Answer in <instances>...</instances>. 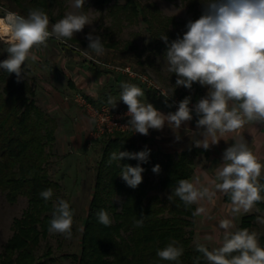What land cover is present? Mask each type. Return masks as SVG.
I'll return each instance as SVG.
<instances>
[{"label": "clouds", "instance_id": "1", "mask_svg": "<svg viewBox=\"0 0 264 264\" xmlns=\"http://www.w3.org/2000/svg\"><path fill=\"white\" fill-rule=\"evenodd\" d=\"M203 5L198 19L188 20L186 31L169 43L168 36L160 39L166 44L164 61L166 71L176 75L175 87L191 90L194 83L207 88L205 96L190 107L192 97L186 96L179 102L178 110L167 115L158 111L151 103H146L144 90L136 84L123 83L119 100L127 105L129 117L125 128L147 136L149 129L160 131L167 122L180 141L181 124L191 121L193 110L198 117V133L185 129L192 137L195 147L209 149L217 145L227 134L235 133V140L223 152V163L215 170V177L206 186L200 177L190 181L181 179L172 195L178 197L185 206L197 204L192 213L194 217L205 216L208 209L202 202H214L217 192L230 197L229 211L232 216L260 209L256 205L264 201V164L249 147L248 141L240 134L246 124L264 125V0H200ZM85 0H73L72 7L82 9ZM0 17V43L6 45L4 51L8 58L0 61V69L14 73L17 80L22 78L26 61L38 59L34 50L47 47L50 38L68 44V41L85 26L91 25L89 16L84 12H67L62 19L50 24L49 16L40 8H30L27 15L3 10ZM90 32L87 34L86 50L75 49L89 59L105 54L102 37ZM71 47V45H68ZM166 98L167 93H161ZM107 103L116 107L117 100L109 96ZM89 123L94 124L92 119ZM199 135L202 139H196ZM224 140V139H223ZM150 150L130 153L113 152L110 162L122 158L147 162ZM154 173L160 172V165L153 167ZM144 169L139 166L124 165L120 176L126 185L135 189L142 182ZM208 180L207 172L203 173ZM40 196L47 202L52 199L51 188ZM74 211L68 201L57 198L53 203L52 218L48 232L60 234L65 239L72 237ZM99 223L110 226L112 220L108 212L101 209L97 213ZM264 224V215L257 217ZM144 226V217L136 219L133 227ZM224 230L222 245L209 250L204 244L197 243L196 249L203 254L208 264H264V247H261L256 232L248 229L232 231L231 219L219 221ZM204 239L211 241V235ZM235 253V254H234ZM183 254V248L172 241L156 255L163 261L177 262ZM199 257H197V262Z\"/></svg>", "mask_w": 264, "mask_h": 264}, {"label": "trees", "instance_id": "2", "mask_svg": "<svg viewBox=\"0 0 264 264\" xmlns=\"http://www.w3.org/2000/svg\"><path fill=\"white\" fill-rule=\"evenodd\" d=\"M90 1L93 5L106 9L118 28L124 23L143 22L152 37L151 42L147 44L149 52L162 56L167 46L160 37L167 35L169 43L178 36L182 38L184 32L179 26L185 27L188 20L198 19L203 10L200 0H183L190 17L176 20L172 16L164 15L151 1ZM7 2L10 4L8 10L25 16L30 8L43 9L51 22H55L65 9V0ZM96 34L102 37L104 46H116L110 30ZM71 41L78 39L73 38ZM81 42L88 46L85 40ZM137 54L140 56L141 53ZM137 62L142 64L139 60ZM92 65L95 68L94 63ZM104 72L113 76L110 81L112 85L123 84L125 75L120 74V77H117V74L113 75L111 70L106 69ZM130 81L129 84H136L144 92L154 93L153 89H147L136 79ZM198 95L194 92L186 96H191L192 101H196ZM86 98L95 106L105 101L100 99L98 102L88 96ZM54 122L47 109L36 103L34 90L26 79L21 78L18 82L14 73L9 74L3 69L0 71V191L9 203H14L18 197H24L27 203L21 215L13 219L12 233L0 252V264L55 262L50 246L39 252L41 241L49 234L53 203L58 198L59 184L50 177L47 170L54 143ZM144 150H150L146 163L127 157L118 162H110L113 152L138 153ZM206 153L207 150L195 146L177 152H166L139 144L128 132L116 131L103 138L89 206L80 229L79 251L66 256L70 257L74 264H177L163 261L156 255L158 249L176 241L177 246L183 248L179 264H208L194 243L196 217L192 213L196 209L195 205L185 206L175 196L171 200L168 199L179 180H190L195 157ZM138 164L144 169L143 179L141 184L133 189L122 180L120 172L124 165L135 167ZM157 164L160 165V172L154 180L150 173ZM261 183H264V178ZM49 188L53 191V197L46 202L40 193ZM116 197H119L118 202ZM223 198L230 200L226 194ZM256 208L260 211L242 214L233 231L248 229L252 232L255 219L264 215V201L258 203ZM101 209L108 212L112 220L110 226L99 223L97 213ZM141 216L144 217V226L133 227L134 221ZM258 241L260 246L264 247V234L258 235Z\"/></svg>", "mask_w": 264, "mask_h": 264}, {"label": "rangeland", "instance_id": "3", "mask_svg": "<svg viewBox=\"0 0 264 264\" xmlns=\"http://www.w3.org/2000/svg\"><path fill=\"white\" fill-rule=\"evenodd\" d=\"M140 1L142 3H147L149 1L154 2L164 15L172 16L176 20H184L190 17V13L187 11L186 4L183 0ZM72 4L73 0H65V9L62 12V15L55 19V22L62 19L67 12L82 11L89 16L92 24L85 26L82 32L77 33L75 37H73L77 38L78 41L70 40L68 41V44H64L55 40V38H50L47 41L46 48L41 47L38 50H34L38 59L34 62L28 60L23 66L22 78L26 79L32 86L34 90V99L41 108L47 109L43 98H46L48 95L55 100V104L59 105V102H62L74 112L83 109V107L72 99V96L80 94L85 97H90V94L86 93L87 90L85 91V88L83 87L85 84L92 86L93 90L99 89L96 95L98 98L95 99V97H91L92 99H95L98 102L103 99L105 101H102V103L108 104L107 100L109 96H111L117 100L116 107L121 106L120 103L118 104V96L122 84L117 85L114 83L112 85L111 83L106 82L107 73L104 72L105 66L100 64L101 62L114 65L128 64L136 72L144 73L157 86L164 89L168 95L171 97H177L180 101H182L187 94H192L194 92L199 94L198 83H194L191 90L182 86L178 88L175 87L177 77L174 73L171 74L166 71L164 56L153 55L148 50L147 44L151 42L152 37L146 30L143 22L139 21L138 23L133 24L124 23L118 28L114 23V19L107 13L106 9L93 5L90 0H85V5L82 9H75L72 7ZM9 6L10 4L7 0H0L1 17L4 15L3 10H8L7 8ZM200 7L203 9V5H200ZM55 22L50 21V24H54ZM179 29L182 32H185L186 27L179 26ZM93 30H95L93 34L110 30L116 46H104L105 54L103 56H95L94 53H91L92 58L89 59L84 56L82 52H78L75 49H87V45L83 44L81 41L85 40V42H88L86 36L88 33L93 32ZM69 44L71 47L68 46ZM133 45L135 47H133ZM5 47L6 45L0 43V61L8 58V53L4 51ZM137 53H141L140 56H137ZM137 60L142 62V64L138 63ZM91 62L94 63L95 68H93ZM108 69L115 72L117 75L120 74L118 71L110 68ZM1 70L2 69H0V71ZM98 72L105 73L103 74L104 77L103 75L99 76L100 74ZM115 73H113V75H115ZM89 75L95 76L92 81L93 83L89 81ZM117 77H120V75ZM126 77L127 76L125 75L123 80H125ZM110 78H113V76ZM130 82L129 78L128 83ZM152 94L162 102L172 106L168 101H164L162 97L158 96L155 91ZM181 94H183L182 98H180ZM116 95L118 96L116 97ZM192 102L196 103L195 101ZM172 108L177 110L173 106ZM51 116L55 121L54 143L52 147V155H50L48 159L47 170L50 177L59 184V189H57L58 198L65 199L69 202L71 209L74 211V216L71 239H65V237L60 234L49 233L48 236L41 241L39 252L43 251L46 246H50L52 254L55 256V262L53 264H74L71 258L67 257L66 254L79 251L80 229L93 190L96 163L101 156L102 139L106 138L109 134L97 139H88L87 142H85L86 145L79 150H76L71 144H69L68 140H63L65 132H69L68 134H70L74 128H65L67 130L64 128V130L59 129V120L53 115ZM150 176L156 180L157 173L152 171ZM118 198L119 197L115 198L116 202H118ZM26 204L24 197H18L14 203H9L5 199L4 194L0 191V252L2 251L6 239L12 233L11 226L13 219L21 215ZM217 210V208L212 210V213H214L213 216H215ZM255 211L256 210L253 209L251 212ZM208 215L212 214L208 211ZM225 216L222 215V219H229ZM230 219L234 225L231 229L233 231L238 223V217L232 216ZM206 220L209 219L203 215H201V218L196 217L194 243H203L209 247V250H212L213 248H218L222 245L224 230L217 227V230L215 229L208 233V230L206 229L209 228V226L203 225ZM213 222L219 223L216 222L215 218L213 219ZM251 231L256 232L257 236L264 234V224L258 223L256 218ZM201 232L203 236L201 235ZM205 235H211L213 239L207 241L204 239Z\"/></svg>", "mask_w": 264, "mask_h": 264}, {"label": "crops", "instance_id": "4", "mask_svg": "<svg viewBox=\"0 0 264 264\" xmlns=\"http://www.w3.org/2000/svg\"><path fill=\"white\" fill-rule=\"evenodd\" d=\"M106 70H109L108 68H104ZM112 73H115L111 71ZM118 73V72H117ZM101 75L105 73H99ZM116 74V73H115ZM120 75V74H118ZM112 75H109L107 73V83H111L110 78ZM93 75H89V81L93 83L94 80ZM98 77V76H97ZM104 77V75H103ZM87 78V77H86ZM91 78V79H90ZM128 77L123 80V83H128ZM79 85V84H78ZM91 85V84H90ZM85 88L86 93L90 94V97H95V99L98 98L97 90H93L92 86L86 85L83 86ZM101 87V86H100ZM113 92V91H112ZM207 93V88L202 87L199 85V95L195 102L198 101L201 97L205 96ZM94 95V96H93ZM118 95H116L117 97ZM119 97V96H118ZM146 103H151L158 111L162 112L163 114L167 115L168 113H174L177 110H174L172 106L167 105V103L162 102L159 98H157L155 95L145 91L144 97L141 98ZM46 104L47 111L53 115L56 119L59 120V129H65L73 127L74 130L70 134L69 132H65L63 135V140H68L69 144L72 145L73 148L76 150H79L82 148L87 142L88 139H91L89 137L90 131L93 128V124L89 123L91 119L90 115L86 110L79 109L77 111H72L68 106L64 105V103H60L59 105L55 104V100L50 98V96H46V98H43ZM120 103L121 106H127L123 103V101L118 100V104ZM192 120L187 121L181 124V127L179 129V133L181 136L180 141H175V135L171 128H169L167 122L165 123V126L162 130L157 131L154 129H149V134L147 136L141 135L139 133H135L134 131L130 130L128 133H131L135 140L138 141L141 145L151 146L154 148H158L160 150L166 151V152H177L182 149L188 148L190 146H194L192 142V137L186 133L185 129H190L194 133H198L199 131H202L203 129H197L196 122L198 120V117L196 116L195 112L192 113ZM63 129V130H64ZM65 129V130H67ZM240 134H242L245 139L249 143V147L252 149L254 154L258 157L260 162L264 164V125H254V124H246L241 130ZM235 133L227 134L223 139L220 140V142L217 145L210 146L209 149H207L206 154H199L194 159V166H193V173L191 175L190 181L194 180L196 177H200L201 182L204 183L206 186L208 185L209 181L215 177V170L216 168L223 163V152L225 149L229 146H231L232 143H234L235 140ZM196 139H202L199 135L195 137ZM207 172L208 180H205L203 173ZM224 194L217 192L216 197L214 198V202H202L203 205L209 209L210 212L209 215L211 219L204 221L203 225H208L209 228L207 232H211L215 230L217 227H219V223L213 222V219L215 218L216 222H219L222 220V215L226 218L232 217L230 211H229V205L231 203L230 200H224L223 198ZM195 208H197V204H194ZM218 209L217 213H212L213 209ZM242 214V213H241ZM241 214L237 215L238 221L241 217ZM198 218H201V216H198ZM215 224V225H214ZM217 230V229H216ZM223 230V229H221ZM207 233V234H208ZM202 235V232H201ZM203 236V235H202ZM201 236V237H202Z\"/></svg>", "mask_w": 264, "mask_h": 264}, {"label": "built area", "instance_id": "5", "mask_svg": "<svg viewBox=\"0 0 264 264\" xmlns=\"http://www.w3.org/2000/svg\"><path fill=\"white\" fill-rule=\"evenodd\" d=\"M101 62V61H100ZM100 64L118 71L120 74L126 75L130 79H136L141 82L147 88L153 89L156 94L163 98L164 101H168L175 109L178 110L180 100L177 97H171L170 95L166 98L161 93H166L164 89L157 86L149 77L144 73L136 72L130 65H114L109 63L101 62ZM72 99L84 108L90 115L91 119L95 120L93 128L90 131L89 137L91 139H97L101 136L111 134L113 132H128V128L124 126L127 125L129 117L126 115L127 106H119L112 108V106L101 103L95 106L90 100L85 96L80 94H75ZM195 103L191 101L190 107ZM194 111V110H193Z\"/></svg>", "mask_w": 264, "mask_h": 264}, {"label": "bare ground", "instance_id": "6", "mask_svg": "<svg viewBox=\"0 0 264 264\" xmlns=\"http://www.w3.org/2000/svg\"><path fill=\"white\" fill-rule=\"evenodd\" d=\"M1 17V16H0Z\"/></svg>", "mask_w": 264, "mask_h": 264}]
</instances>
